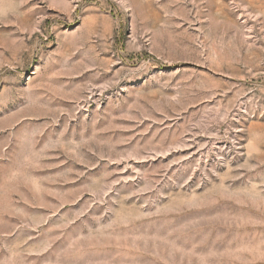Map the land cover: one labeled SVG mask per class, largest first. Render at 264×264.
I'll return each mask as SVG.
<instances>
[{"label":"rangeland","instance_id":"1","mask_svg":"<svg viewBox=\"0 0 264 264\" xmlns=\"http://www.w3.org/2000/svg\"><path fill=\"white\" fill-rule=\"evenodd\" d=\"M0 264H264V0H0Z\"/></svg>","mask_w":264,"mask_h":264}]
</instances>
